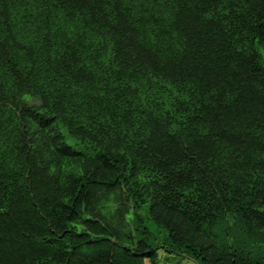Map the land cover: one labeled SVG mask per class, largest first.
<instances>
[{
    "label": "trees",
    "instance_id": "obj_1",
    "mask_svg": "<svg viewBox=\"0 0 264 264\" xmlns=\"http://www.w3.org/2000/svg\"><path fill=\"white\" fill-rule=\"evenodd\" d=\"M160 251L264 264V0H0V264Z\"/></svg>",
    "mask_w": 264,
    "mask_h": 264
},
{
    "label": "rangeland",
    "instance_id": "obj_2",
    "mask_svg": "<svg viewBox=\"0 0 264 264\" xmlns=\"http://www.w3.org/2000/svg\"><path fill=\"white\" fill-rule=\"evenodd\" d=\"M138 215L143 219V223H140L137 220L135 211H132V213L128 217V221L133 226V229L136 232V240L146 241L149 245L155 247L157 243L164 239V234L166 232L162 230V228L159 227L153 220H151V217L148 214V208L146 206L138 212ZM143 227H146V229L150 232V235H143ZM167 255L170 254L164 252L159 253V258L161 260L159 264H174V261H169L167 259ZM171 256V258H173V256L175 255Z\"/></svg>",
    "mask_w": 264,
    "mask_h": 264
},
{
    "label": "bare ground",
    "instance_id": "obj_3",
    "mask_svg": "<svg viewBox=\"0 0 264 264\" xmlns=\"http://www.w3.org/2000/svg\"><path fill=\"white\" fill-rule=\"evenodd\" d=\"M166 257L169 261H174V264H196L193 261H191L189 258L184 256L175 255L173 256V258H171L172 257L171 255H167ZM159 262H161L160 258H159Z\"/></svg>",
    "mask_w": 264,
    "mask_h": 264
},
{
    "label": "clouds",
    "instance_id": "obj_4",
    "mask_svg": "<svg viewBox=\"0 0 264 264\" xmlns=\"http://www.w3.org/2000/svg\"><path fill=\"white\" fill-rule=\"evenodd\" d=\"M160 252H163V251H160ZM160 252H159V253H160Z\"/></svg>",
    "mask_w": 264,
    "mask_h": 264
}]
</instances>
